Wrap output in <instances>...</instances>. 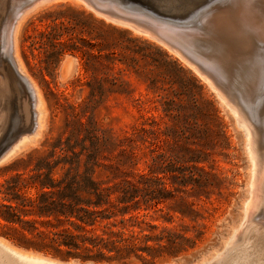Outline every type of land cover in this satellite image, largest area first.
Here are the masks:
<instances>
[{"label":"rangeland","instance_id":"374dc122","mask_svg":"<svg viewBox=\"0 0 264 264\" xmlns=\"http://www.w3.org/2000/svg\"><path fill=\"white\" fill-rule=\"evenodd\" d=\"M44 1L41 5L40 0H0V92L7 90L8 95L5 94L4 99L8 104L0 100V151L21 134L23 124L20 123H24L22 114L26 112L24 104H30L27 87L18 77H14L17 75L12 62L3 57L4 21H11L24 10L29 14L26 13L19 25L17 52L25 75H28L38 89L44 112L39 136L25 144L9 159L0 162V206L6 203L3 191L7 181L17 176L27 178L34 175L37 161L48 156L59 140L66 141L77 128L78 121H87L88 117L84 116L83 110L85 102L93 93L97 100L103 99L97 104V120L110 139L105 156L111 161L104 160L107 167L98 169L99 180L106 181L114 175L122 178L123 175H133L132 173L148 174L153 158L163 162L159 158L160 155H165L166 158L177 155L200 159L198 163L190 162L185 166H195L209 176V195H197L192 186H189L188 193L179 192L175 201L140 213L141 216L146 215V219L154 224L171 228L183 222L191 223L189 219L183 221L181 215L175 212L178 204L185 199L188 204H195V208L207 217L204 220L207 236L205 241L200 243L197 255H188V260L170 261L167 264H189L195 258H200L198 264L212 259L208 264H229V261L231 264L232 260L238 257L240 249L241 253L243 247L248 248L249 245V253L254 254L260 250L263 252L264 247L254 236L246 240L248 245L243 242L245 245L241 243V248L238 244L226 257L219 250L234 234L236 235L233 245L240 243L242 233L250 223L256 227H263L264 224V204L252 216V222L247 219L244 224L242 221L246 204L249 203L247 201L252 197L253 164L245 129L239 125L231 107H228L230 105L238 109L248 121L256 156L259 162H263L264 79L259 85L257 83L250 98L243 100L237 92L228 89V84L225 87L215 81L210 76V68L206 64L178 46L172 47L175 50H169L161 44L163 40L160 38H152L119 24L120 22L107 20L81 1ZM144 1L151 4L154 13L162 11L169 16L180 18L197 9V13L202 12L207 5V0ZM213 1L207 6L215 5V20H218L223 11V0ZM253 1L261 6L264 13V0ZM35 3L38 6L33 8ZM146 8L151 11L149 7ZM192 18L194 17H185L182 21L187 22ZM260 28L264 30V23ZM258 32L250 29L248 36L255 38ZM207 44L203 38L194 46H190V51H195L197 55L211 62V47ZM256 45L260 47L255 56L256 62L264 68V38H257ZM72 47H77L78 50H73ZM60 52L63 53L60 55ZM179 53L183 55L181 58L184 60L180 59ZM243 53L249 56L253 50L246 48ZM189 61L193 63L192 66H197L200 72L194 70L195 66L191 68ZM201 72L204 77L209 74L207 78L212 81L209 80V83L215 86L217 92L201 74H198ZM100 85L103 89H100ZM16 123L20 126L17 124L18 127H15ZM61 153L57 150V156ZM123 153H134L138 160L135 169L126 165L114 168ZM122 159L126 161L125 157ZM119 181L120 178L116 183ZM166 182L170 189H174L170 179L167 178ZM27 192L29 195H35L37 190L29 187ZM242 224V228H239ZM7 234L13 235L11 226L0 217V238L3 237L2 239L7 240L10 245L19 246L9 240ZM41 253L48 256L47 258L53 256L51 253ZM251 254L248 255L249 261H256V257L252 259L255 254ZM258 254L257 260L262 262L260 257L263 254ZM63 259L68 260L66 257Z\"/></svg>","mask_w":264,"mask_h":264},{"label":"trees","instance_id":"16d2710c","mask_svg":"<svg viewBox=\"0 0 264 264\" xmlns=\"http://www.w3.org/2000/svg\"><path fill=\"white\" fill-rule=\"evenodd\" d=\"M101 101L91 93L83 110L87 121H78L66 141L59 140L37 161L34 175L6 182L0 217L13 233L6 237L26 249L95 264H167L195 257L207 236V217L195 204L185 199L178 204L175 212L191 223L174 228L154 224L140 213L175 201L189 186L197 195H209L208 174L185 166L200 159L160 155L163 162L153 158L148 174L99 180L98 169L107 167L104 160L111 161L105 156L110 139L97 120ZM57 150L62 152L58 156ZM137 164L134 153H123L114 168L135 169ZM29 187L37 190L35 195L28 194Z\"/></svg>","mask_w":264,"mask_h":264},{"label":"bare ground","instance_id":"6f19581e","mask_svg":"<svg viewBox=\"0 0 264 264\" xmlns=\"http://www.w3.org/2000/svg\"><path fill=\"white\" fill-rule=\"evenodd\" d=\"M1 1H3V0H1ZM40 1H41V5H42V2L44 0H40ZM62 1H64V0H62ZM80 1L83 2V4H86L87 6L91 7V10L95 9L94 10L95 12L97 11L99 13V15L103 16L107 20H112V22L117 21V23L120 22L119 24H123L127 27H131L132 29H135L139 33L140 32L144 33L145 35H148L152 38H154V37L160 38L161 41L162 40L163 41L162 42L158 41V42H161V44L168 47L167 49H169V50L170 49L173 50L174 49V48H172L173 46H178V47H180V49H183V50L189 52L191 55H193L195 58H198L201 62H203L204 64H206L210 68L209 69L210 76L213 77V79L215 81H217L218 83H221V85H223L225 87L228 84L229 85L228 89L234 90L235 92H237L242 97L243 100L247 101L250 98V96L252 95L253 91L256 89L257 83L259 85V83L264 79V68H262L259 64H257L258 62H256V59H255L256 58L255 56L258 53L259 48H260V47H257V45H256V39L257 38H264V30H262L260 28L261 25L264 23V13L262 12L263 10H262L261 6H259L253 0H223L221 2L222 6H223L222 7L223 11H222V13H220V15H219L220 18L218 17L219 18L218 20H215V17H216V14L214 12L215 5L211 4V5L207 6L213 0H207V3H205V5L207 4L206 5L207 7L204 6V10L202 12L197 13V11H198V9H197L193 13L185 16L186 19L189 16L194 17V18L190 19V21H187V22L182 21V19H184L185 17H182V18L174 17V16L172 17L171 15L170 16L167 15L168 13H163L162 11L158 12V13H154V8L151 9L152 8L151 4L146 3L144 0H73V2H76V3L80 2ZM32 2H33V0H32ZM9 3H11V2H9ZM22 3L24 4V2H22ZM45 3H47V1ZM134 4H138L141 7L134 5ZM200 4H201V2H200ZM218 4H219V1H218ZM36 5H37V3L33 4L32 7L33 8H34V6L37 7L38 5L37 6ZM145 6L149 7L151 9V11L149 9H147ZM194 6H196V5H194ZM217 6L218 5H216V9H218ZM8 7H9V5H8ZM12 7H14V6L12 5ZM32 7H30V8H32ZM32 11H33V9H32ZM26 13H27V10H24L23 12L17 14L14 17V19H12L11 21H7V23H6V21H4L5 26L3 28V42H4L3 43V50H4L3 57H6L10 62H12V65L14 66V69H15V72L17 75L14 77L15 78L18 77V79L24 83L25 87H27L26 89H28V91L30 93V101H28V102H30V104H28V103L24 104V108H25L24 110L26 112H24V115L22 114L24 123H20V124H23V126L21 129L22 132L18 136L19 138L15 140L14 144L9 148L7 153L5 152L6 155L3 156V158L0 162H2L3 160H5L7 158H10L11 156H13L25 144L34 141L35 138H37L39 136V133H40V130L42 129V124H43L44 112H43V102H42L41 96L38 92V89L35 87L36 85H34L32 83L33 81L31 82L30 78H28V75H25L26 73L22 69L20 58L18 57V52H17V32L19 29L20 22L25 18ZM27 14H29V13H27ZM1 15L2 14H0V17H1ZM250 29L255 30V31H259L257 33L258 37L256 36L257 38L256 37L253 38L251 36H248V32ZM201 37H203L204 40L207 41V43H208L207 45L209 47H211V58H210V60H212L211 62L208 61V59H204L201 56L197 55L195 51H193V50L190 51L191 50L190 46H194L197 42H200V40L203 39ZM155 40H157V39H155ZM246 48H250L251 50H253V53L249 56L244 54L243 50H245ZM174 53H175V51H174ZM176 54H177V52H176ZM179 57H180V59H183V58H181V57H183V55L180 53H179ZM186 61L187 60L185 59L184 62H186ZM189 63H190V61H189ZM187 64H188V62H187ZM192 64L193 63H190L188 65L191 67ZM2 65H3V63H2ZM194 66L195 65H193L191 68H193ZM196 67L197 66L194 67V70L200 72L198 70V67L197 68ZM206 72H207V70H206ZM8 73L10 74V72H8ZM198 74L199 75L201 74V77H204V75L202 76V74H203L202 72L198 73ZM9 77H11V75ZM12 77H13V75H12ZM207 77H209V74H208V76L204 77L205 81L207 80V82L209 83L210 79H208ZM240 78H241V82H240ZM209 84L212 87H214L212 89H214V90L216 89L215 86H213V84H211V83H209ZM18 85H19V83H18ZM4 91L0 92V100H3V101L6 98L5 96L7 95L6 94L7 90L5 91V93H4ZM218 93L217 94L222 98V100L225 101L226 99L222 96V94L220 92H218ZM19 100H21V99H19ZM26 100H27V98H26ZM6 104H8V103H6ZM226 104H228V103H226ZM2 105L4 106V103ZM6 107H7V105H6ZM228 107L229 108L231 107L233 113H235V115L237 117V121H238L239 125L245 129L246 137L248 140L247 142H248V150L250 153L249 155L251 156L252 164H253V167H252L253 168V170H252L253 171L252 172L253 173V179H252V184H251L252 197H251L250 201L249 200L247 201L249 203H248V205L246 204L247 208L245 207L246 212H245L244 218L242 220L245 224L247 219L250 222H252V216L255 213H257L258 210L260 209V207L264 204V202H263V200H264V161L259 162V159L256 156V149H255V146L253 144L254 142L252 139V133H251V129H250V125L248 124V121L245 119V117H243L240 114L238 109H236L230 105H228ZM246 107H248V106H246ZM7 109L9 110L10 108L7 107ZM0 110H2V109H0ZM13 111H15V110H13ZM17 115L19 116V114H17ZM3 116L4 115L2 114V117ZM15 116H16V114H15ZM5 117H6V114H5ZM1 121H3V120H1ZM12 123H13V121H12ZM14 123H15V121H14ZM17 124L19 125V123H16L15 127ZM18 125H17V127H18ZM5 128H7V126ZM8 129H10V128H8ZM10 132H11V130H10ZM14 133H16V132H14ZM8 134L11 135L10 133H8ZM4 143H6V142H4ZM7 143H9V142H7ZM6 145H8V144H6ZM2 149H4V147H2L1 150ZM250 193H251V191H250ZM263 214H264V212H263ZM242 226H243V224L241 226H239V228H242ZM262 226L263 227H256L250 223L249 226L243 231V233H242L243 235H242V239H241L240 243H236L235 245H233V241H234V238L236 235V234H234L232 236V238L230 239V241L227 243L226 249L221 254H224L226 257L234 249V247L237 246L238 244H240L241 248H242L243 246L241 243L246 242V240L250 236L256 237L257 240L264 247V224H262ZM237 231H239V229ZM237 231H236V233H238ZM6 241L7 240L0 238V264H64V263H61L59 260L54 259L52 256H50L51 258H47L48 256H46L42 253L34 254L35 252H33V251H26L24 249L18 248L15 245L13 246V244L10 245ZM249 242L251 243V240ZM243 244L245 245V243H243ZM246 245H248V243ZM249 246H248V248H247V246H244L241 253H240V251H241V249H240L239 255L237 254L238 257L234 258V259L231 258V259H233L231 264H264V251L263 252H262V250H260L261 252L258 251L259 254H261V253L263 254V256L260 257V258H262L261 259L262 262H260V260L259 261L257 260V256H256V254H258V252L254 253L255 256H254V254L249 253V251L251 252V250L249 249ZM236 249H237V247H236ZM248 249H249V251H248ZM251 249H252V247H251ZM256 249H258V247ZM253 250H252V253L254 252ZM37 254H42L43 256L37 255ZM233 254L235 255V253H233ZM249 254H251V256H254L252 258L253 260L256 257V261L251 260L252 262H250L249 257H248ZM231 255L232 254H230V257H231ZM218 257H219V253H218ZM230 257H229V259H230ZM214 259H216V258H214ZM235 259H237V260H235ZM212 260L211 261L209 260V262H212ZM227 260H225V261H227ZM70 264H75V262L71 261ZM229 264H230V261H229Z\"/></svg>","mask_w":264,"mask_h":264},{"label":"water","instance_id":"95a60500","mask_svg":"<svg viewBox=\"0 0 264 264\" xmlns=\"http://www.w3.org/2000/svg\"><path fill=\"white\" fill-rule=\"evenodd\" d=\"M134 5H137V6L141 7V6L138 5V4H134ZM18 138H19V137L15 138L10 144L4 146V149H2L1 152H0V161L2 160L3 156L6 155L7 151L9 150V148L14 144L15 140L18 139ZM5 152H6V153H5ZM7 159H9V158H7ZM5 160H6V159H5ZM3 161H4V160H3ZM3 161H2V162H3ZM2 238H3V237H2ZM227 243H228V241H226V242L224 243V245L220 247V250H219L220 252H223V251L226 249ZM17 247H18V248H21V249H24V250H26V251H31V250L26 249V248L21 247V246H17ZM33 252H34V251H33ZM35 253H41V252H35ZM42 254H43V253H42ZM44 255H45V254H44ZM52 257H53L54 259L59 260L61 263H64V264H70L71 261H74L75 264H95V263H93V262H83V261L78 260V259H68V260H64L63 258L58 257V256H55V255H53ZM199 260H200V258H195V260H193V261L190 262L189 264H198L197 262H199ZM208 263H210V262L207 261V262L204 263V264H208ZM176 264H177V263H176Z\"/></svg>","mask_w":264,"mask_h":264}]
</instances>
